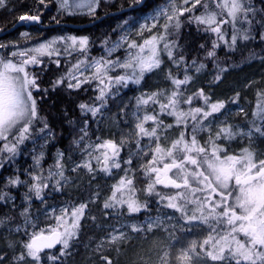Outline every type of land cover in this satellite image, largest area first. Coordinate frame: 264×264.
<instances>
[{
  "label": "snow or ice",
  "instance_id": "obj_1",
  "mask_svg": "<svg viewBox=\"0 0 264 264\" xmlns=\"http://www.w3.org/2000/svg\"><path fill=\"white\" fill-rule=\"evenodd\" d=\"M39 2L43 4L44 0ZM98 2L99 0H87L90 12L95 11L93 5ZM143 3L144 0H133V6ZM189 3L190 0H183L184 5ZM4 4L5 0H0V7ZM85 6L84 0H73L71 4L69 0H60L61 9L67 11L69 15L75 14L76 9ZM197 6L203 9L199 14L194 13ZM185 13H193L187 17V21L195 24L198 32L214 35L211 48L206 51L208 59L215 60L216 49L220 47L221 42L229 50H235L238 42L255 39L252 32L256 25L261 29L258 33L259 39L264 41V9L255 8L252 0H192L190 7H178L176 0H170L168 5L145 17V23L140 25L138 34L142 35L145 30L151 32L158 24L161 31L145 38L143 43L135 41L128 43V51L123 60L101 57L91 63V68L95 69L91 79H95L101 85L96 97L100 105L81 103L78 107L82 115L90 113L95 118L106 106L109 93L116 95L119 87H127L129 84L140 85L146 74L161 69L164 63L162 54H166L177 68L183 63L185 66L183 79L173 75L171 70L167 73V79L172 85L171 90L141 93L135 98L136 112L133 115L136 117V131L133 135L136 137V154H149L141 145V140L145 137L149 140L151 153V158L141 166L147 181L142 190L148 197H157L156 202L162 208L171 209L178 214V216H168L169 221L174 219L177 221L176 224L171 225L173 231L170 235L174 240H179L177 225L181 232H191L194 227L201 225L207 228V235L202 241L192 240L186 247L183 245L180 247L179 254L175 257L179 264H195L198 260L211 261L212 264H264V158H257L254 146L256 137L264 138V92L257 93L258 103L252 113L254 119L247 131L221 121L218 130L213 133L212 125L219 118L217 114H222L221 110L225 108V102L213 101L202 88L192 95L185 96L183 86L190 84L193 79L188 72L189 65L185 62L183 54L177 56L181 48L180 30L183 24L179 17L184 16ZM18 19L40 22L39 15L24 14ZM148 20L153 23L149 25ZM161 20L163 23H160ZM225 26L231 28L230 34ZM22 36L27 37L28 33H22ZM68 40L73 46L77 44L76 37L61 38L59 42L66 43ZM57 43V40H53L38 47L13 51L10 54L11 58L0 57V141L4 142L0 147V153L8 154L7 157L0 156V160L14 158L19 146L32 138L35 130L34 122L37 120L43 122V118L38 113L37 99L33 95L34 90L39 92L41 89L36 74L29 71V67L41 65L43 61L40 58L45 55L51 57L58 54L59 50L55 47ZM78 43L80 50L84 52L88 44L87 38H81ZM3 47L6 45L0 44V48ZM119 47L120 44L117 43L107 49L108 55L111 56V53ZM200 47L204 48L205 45L202 44ZM55 63L59 64L58 61ZM81 63L74 65L76 71H79ZM191 67L199 72L205 65L197 64V61L193 60ZM76 71H69L67 76L54 80L53 89L55 90L65 80L69 81L70 89H78L82 84L91 82L88 78L80 80ZM214 79L219 80V74ZM114 86H118L116 92L111 91ZM197 99L203 101L202 105L191 106ZM150 104L158 105L159 112H155L154 109L152 112L146 111V107ZM182 104L190 107L185 110L181 107ZM142 110L144 115L141 117L139 113ZM161 116L173 117L174 123L165 124L160 119ZM189 120L192 122L190 132ZM257 120L260 123H256ZM148 122L152 124L150 128L146 127ZM43 123L44 126L39 129L41 133L48 129V124ZM84 123L85 127L81 129L82 135L79 141H73L78 147H81V142L88 136V121L85 120ZM173 127L182 130L169 142L168 131ZM200 132L209 133L206 144H201L198 140L197 135ZM237 137H247L249 140V145L242 148L239 154H230L226 144L218 143V141L231 142ZM123 145V139L120 144L110 139L84 143L81 150L86 154V158L72 171L83 168L93 176L96 172L110 175L113 168H121L119 156ZM63 155L64 153L58 151L55 170L50 167L47 176L42 174L41 169L39 173L35 170L26 171L29 180H21L18 175L8 177L3 188H0V202L7 203L12 199L5 189L19 185L27 186L24 200L29 202V206L33 196L43 202L45 189L49 187L60 191L63 186L62 181L67 180L62 163ZM42 158L43 153L33 157L35 169L40 168ZM93 160L98 167H93ZM124 163L131 165L132 159L129 158ZM2 167L3 163H0V168ZM123 171L124 176L112 186L111 194L105 199L103 208L111 209L113 213H116L117 209L126 208L129 216L142 210L148 211L149 201L147 199L141 201L137 196L139 189L136 187L135 170L123 169ZM130 171L132 175H129ZM54 178H56L55 184H50ZM157 185L175 191L161 192L157 189ZM94 195L98 197L99 193ZM91 202H95L94 199L74 205L70 209L61 208L59 215L51 216L56 223L44 228L38 227L37 221L30 217L29 207H25L20 215L24 219V224L31 227L32 231H28V227H25L23 231L27 239L9 244V247L13 248L19 244L21 248L20 254L14 258L17 264H24L27 260L39 264L40 254L45 249H52L57 245L61 246L60 256L68 255L71 242L78 237L81 220L86 216L88 203ZM9 219L11 218H0V225L5 224ZM179 221H183V224H179ZM163 227L165 223L160 216L149 217L145 225L130 226L131 232L141 234L151 233ZM15 231L20 232V226H17ZM128 239L127 233L117 229L115 232H109L108 239H102L96 245V249L100 251L107 243L116 245L119 251V244ZM169 256L170 253L164 251L159 255V264H170ZM48 258L53 261L58 259L54 255ZM100 258L106 264H113V261L105 255H101ZM3 261L4 257L0 256V264Z\"/></svg>",
  "mask_w": 264,
  "mask_h": 264
},
{
  "label": "rangeland",
  "instance_id": "obj_2",
  "mask_svg": "<svg viewBox=\"0 0 264 264\" xmlns=\"http://www.w3.org/2000/svg\"><path fill=\"white\" fill-rule=\"evenodd\" d=\"M11 0H5L4 6L8 4ZM85 7L76 9L75 12H83L88 13L90 12L87 7V0H84ZM170 0H166L163 4L154 6L152 8H149L145 12L141 13L140 15L136 16H127L123 20L118 22V27H122L121 36L118 40H115L112 42L109 46H106L103 50V53L100 56L91 58L90 60H87L86 57H84V54L88 52V45L86 46V50L82 52L80 50L79 46V40L81 38L85 37H76V36H54L50 39H47L46 41L40 43H49L53 40H57L58 43L55 45V47L59 50L58 54H54L52 56H58L60 52L67 53V52H73L78 54V59L71 65L69 71H76L74 69V65L81 63L79 71H76V75L80 80H84L86 78L91 79L93 76L95 69L91 68V63L94 60L100 59L101 57H105L108 59H117L123 60L127 54L128 43L135 41L137 43H143V40L145 38H148L150 35L157 33L161 31L162 29L159 27V24L156 28H153L151 32L145 30L143 34H138L140 30V25L145 23V17L151 16L155 10H158L161 7H164L168 5ZM192 0H190L189 5H184L183 0H176V4L178 7H190ZM69 3H73V0H69ZM3 6V7H4ZM97 4H94L93 7L96 8ZM2 8V7H0ZM201 11H203L202 8L197 6L196 9H194L195 14H199ZM193 13H185L184 16H181L179 18L186 19L185 17H188L189 15H192ZM153 21L148 20V24L151 25ZM160 23H163V20L160 21ZM195 25V24H194ZM67 37H76L77 38V44L75 46L72 45V42L68 40L65 42H59L61 41V38H67ZM123 37V39H122ZM187 42L190 41L189 37L186 39ZM117 43L120 44V47L117 48L114 52L111 53V56L108 55L107 49L112 48ZM39 44V45H40ZM37 46H31V47H38ZM30 48V47H27ZM24 48V49H27ZM24 49H16L17 50H24ZM13 52V51H11ZM11 52L8 54V56L4 57L0 54V57L4 58H11ZM47 56V55H45ZM51 56V57H52ZM49 57V56H48ZM162 59L164 61L163 65L161 66V69L156 70L152 73H148L145 75V78L141 82L140 85H134L129 84L127 87H119L118 94L112 95L109 93L107 98L114 99V101H117L116 103V110L114 112L109 113L108 107L105 106L102 108L101 112L96 116L98 120L102 122V126L104 128L103 131V138L104 140H113L115 143L120 144L122 139L124 140V145L120 150V156L123 154L122 157L119 156V159L121 163L124 164L122 169L119 172H116V168H113L111 170V174L108 175L109 178V186L107 187L109 190L108 195H101L102 192L99 188L93 187L94 193L90 197H88L85 201H78L75 203L76 200V194L80 191V188L85 183L86 176H90L92 179L97 174V172L94 174H89L86 169L80 168L77 169V171H72V169L80 163L83 159L86 158V154L81 150L82 145L84 143H87L89 141L84 140L81 142V147H77L74 149V156L75 159H73L70 156L62 157V163L64 165V172L65 176L67 177L66 181H62V188L60 191H55L51 187L48 189H45L44 193V200L43 202L41 200H36L35 197L29 202L24 200V194L27 192V186L26 185H19L16 187L9 188L10 191L9 194L12 197L10 201H8V205L13 209L18 206L19 209V215L21 211L25 207H29V213L32 214L33 212L36 213L37 211L41 210L43 211V215H47L48 218L46 221H48V224L40 225L38 223V227L44 228L49 224L54 225L56 221L51 218L52 215H59L60 209L64 207H68L69 209L74 205H79L82 202H88L90 200H93L95 202L88 203L87 210H90V205H95L99 208L102 216H103V228L106 229V236L100 237V241L107 240L108 239V233L109 232H115V230H120L128 234L129 239L125 242H122L119 244L120 250L117 251L116 245H109L105 243L100 251L93 250L91 248H86L81 256H78V258H68L66 256H60L59 251L60 247L57 249L58 253L57 256L58 259L55 261L49 260V255L41 256L39 264H106L105 261H103L100 257L101 255L107 256L109 259L113 261V264H159V255H162L164 251H167L170 253L169 261L170 264H179V262L175 259V257L179 254L180 247L187 246L188 243L192 240L202 241L203 238L207 235V228L203 225L199 227H194L191 232L179 231V225H177V237L179 240H174L170 233L173 231L171 225L176 224L177 221L174 219L172 221L168 220V216H178V214L174 213L171 209L162 208L159 204H157V197L151 196L148 197L143 192V188L146 184V179L144 177L143 171H142V165L143 163L151 158V153L149 151L150 143L148 138H143L141 140V145L144 146V151L149 152L148 155H144L143 153L136 154L137 153V147L135 144L136 137L133 135V133L136 131L135 129V123H136V117L133 115V113L136 112V97L141 95V93H150L153 91L158 90H171L172 85L171 82L167 79V73L169 70L173 73V75L177 76L180 79H183L185 74V67L181 66L179 68L175 67L173 63L168 59L166 54H162ZM34 66V65H33ZM32 66L29 67V69ZM188 72L190 75H192L193 79L190 84L183 86L185 89V96L192 95L194 92H196L198 89L202 88V78L199 76L198 72L195 71L194 68L191 67V65L188 68ZM80 73H83V75H80ZM110 75H116V73H110ZM69 82V81H68ZM73 84L75 81H71ZM92 84H94V88L98 91L99 94V87L101 85L98 84V81L95 79H91ZM81 87V86H80ZM118 86H114L112 88V92L117 91ZM217 88L212 93L205 91L207 95L211 97L213 101L221 100L225 102V108L221 110L222 114H217L219 117L216 119L212 125L213 133L218 130V126L220 125L221 121H224L228 124L233 125L236 128L243 129L245 131L248 130L244 123H240V118H245L248 122V119L250 118L251 121H253L252 113L256 109V105L258 103V92H264V58L258 62V64L253 65L249 67L245 72H240L236 75H232L230 79L227 82L221 81L220 84L217 85ZM74 89V88H73ZM35 91V90H34ZM240 92H243L241 95ZM233 94V95H232ZM237 94H239L237 96ZM163 99V98H161ZM235 100V102H233ZM203 101L200 99L194 100L192 106H200L202 105ZM95 105V106H99ZM181 107L185 110H187L190 105L182 104ZM155 110V112H159V106L158 105H149L146 107V111L152 112V110ZM243 110V111H241ZM140 116L142 117L144 115V110H142L140 113ZM160 119H162L165 124L174 123V118L170 116H161ZM191 121L189 120V129L190 132V125ZM256 123H260V121H256ZM151 122H148L146 124V127H151ZM181 128L173 127L172 129H169L168 131V141L170 142L171 139L177 137L179 135V132L181 131ZM208 132H200L197 135L198 140L201 142V144H206L208 140ZM48 139L47 133H41L39 131V128H37L33 132V136L31 139L26 140L23 144L26 142L31 143L33 146L30 148L29 155H28V161L25 162L23 167L19 168H13V170L17 169L16 172H14L10 176H16L18 175L21 180H29V176L26 175V171H37L38 173L42 169V174L44 176H47L48 171L50 167L54 169L57 153L53 155V158L48 156L45 151V145L46 141ZM163 139V137H162ZM40 142H43V144L40 146ZM95 143V141H91ZM3 141H0V147L3 145ZM218 143L226 144L228 152L239 154L240 150L246 146L249 145V140L247 137H237L235 140L231 142L227 141H218ZM254 146L257 152V158L261 159L264 158V138L259 139V137H256L254 140ZM43 153V158L40 162V168L35 169L34 167V159L33 157H38ZM8 154L5 153L3 157H7ZM129 158L132 159V164L128 165L125 164L124 161L128 160ZM11 162V164L14 165V159H4L0 160V163H3V165ZM93 167H98L96 165L95 160L92 161ZM123 169H134L135 170V176L139 173L142 176L138 177L139 181L136 184L137 189L139 191L137 192V196L140 198L141 201H144L147 199L149 201V210L148 211H141L140 213L132 215L133 217L130 218L129 215L126 213L125 209H117L116 213H113V210L111 209H104L103 203L105 199L111 194L112 186L116 184L122 176H124ZM1 170V168H0ZM133 173L130 171L129 175H132ZM9 176V177H10ZM7 178L5 177V183L7 182ZM54 178L50 184H55ZM145 181V182H144ZM157 189L161 192H174V189H165L162 186L157 185ZM99 193L98 197H96L94 194ZM53 195H60L61 198L64 201V204L61 206L54 205L55 201L52 200ZM200 195V194H198ZM218 199V197H215ZM32 207L35 208V210L32 211ZM86 210V212H87ZM123 212L124 214L121 215L120 213ZM18 214V213H17ZM39 214V213H38ZM157 216H160V218L164 221L165 227L156 229L151 233H133L131 232L130 226L132 224L137 225H145L147 219L149 217L155 218ZM21 217V215H20ZM86 216L81 220L86 221ZM23 219V217H21ZM36 221V220H35ZM11 221L6 220L5 224L0 225V230L5 228L7 225H9ZM50 222V223H49ZM179 224H183V221H179ZM18 226V225H17ZM15 226L12 229V233L8 232L9 228L6 227L4 231H2V239H0V256L4 257V261L2 264H17L15 261V257L18 256L21 252V248L19 244L16 245L15 248L9 247V244L16 241H21L17 238H15V235L18 234V236H22V238H26L23 231L21 230L20 233L15 231ZM22 226H25L24 219L22 220ZM26 227V226H25ZM24 227V228H25ZM29 227V226H28ZM29 231H32L31 227L28 228ZM169 245H172V247H169ZM24 264H36V262L27 260L24 262ZM195 264H212L211 261L206 260H198L195 262Z\"/></svg>",
  "mask_w": 264,
  "mask_h": 264
},
{
  "label": "trees",
  "instance_id": "obj_3",
  "mask_svg": "<svg viewBox=\"0 0 264 264\" xmlns=\"http://www.w3.org/2000/svg\"><path fill=\"white\" fill-rule=\"evenodd\" d=\"M165 1L166 0H147L140 9L106 18L97 24L85 27L103 15L130 7L133 5V0H99L94 12L83 13L81 11L75 12L73 15H69L67 11L61 9L60 0H44L43 4H41L39 0H11L6 6L0 8V34L10 30L19 21V16L24 14L39 15L41 26L48 28L41 29L36 25H23L10 33L4 34L0 37V44L6 45V47L0 48V54L6 57L11 51L37 46L54 36L64 37L66 35H73L87 38L88 52L84 54V57L90 60L91 58L100 56L106 46H109L112 42L120 38L122 27H118L119 21L127 16L137 17L149 8L161 5ZM252 3L255 8L264 9V0H252ZM185 18L186 19L183 21L180 18L183 24L180 30L181 48L177 56L179 57L182 53L185 62L189 66L193 60H196L197 64L203 63L205 65V67L198 72L199 76L202 78L201 87L205 91L212 93L215 89H219L217 85L220 84L221 81L227 82L232 75L245 72L249 67L258 64V62L264 58V41L259 39L258 33L261 30L259 25H256L255 30L252 32L255 39L247 42H238L235 50H229L225 47L223 42H221L220 47L216 49L217 56L215 60H213L206 58V51L211 48L212 40L215 39L214 35L198 32L196 25L188 23L187 17ZM56 25L61 26L53 27ZM246 26L247 25H244V27ZM225 28L230 34L231 28L229 26H225ZM25 32L28 33L27 37L22 36V33ZM187 37L190 39L189 42L186 41ZM202 44L205 45L204 48L200 47ZM40 59L43 63L41 65L32 66L29 71L36 74L37 83L41 89L39 92L33 91V95L37 99L39 116L43 118V122L48 124V129L45 130V133L48 134L45 145L46 154L53 158V155L59 151L64 153L63 157L70 156L75 159L74 149L77 146L73 141H79L82 135L81 129L85 127V120L88 121V136L85 137L84 140L95 142L102 141L104 131L102 122L96 117L93 118L90 113L82 115L78 107L81 103L92 106L100 104V101L96 100L98 91L94 88V84L92 83H84L78 89H70L68 87V80H65L64 83L55 88V90L53 89L52 82L62 76H67L71 65L78 59L77 53L60 52V56H43ZM55 61H58L59 64L57 65ZM182 66H184L183 63ZM221 69H223V71H221ZM217 74L220 76L219 80L214 79ZM45 89L47 90L46 92L44 91ZM240 94L242 95L243 92H240ZM106 99V106L110 111L109 113L114 112V110H116L117 101L109 98ZM239 121L240 123L243 122L248 129L252 122L250 118L248 122L245 118H240ZM43 122L41 120L35 121L34 129L42 128L44 126ZM97 137H99V140H97ZM259 139L261 140L260 137ZM39 144L41 146L43 142L39 141ZM32 146L33 145L29 142L21 144L16 156L13 158L14 165L11 164V162L3 165L0 170V188H3L5 184V177H9L17 171V169L13 170V168L23 167L25 162L28 161L29 151ZM4 154L5 153H0V156ZM123 154L120 157H122ZM123 166L124 164L121 163V168L115 169L116 172H119ZM141 174L138 173L136 175V184L140 182L138 177H141ZM85 176V183L76 194L77 201H75V203L78 201H85L90 197L92 193H94L93 187L99 188L102 192L101 195H108V175L103 172H97L93 179L88 175ZM5 190L10 191L9 188ZM52 200L55 201L54 205L56 206L64 204L60 195H53ZM89 208L90 210L86 212V221H81L78 237L71 242V247L68 249V255H66L68 258H78L87 247L97 250L96 245L100 242V237L106 236L107 230L102 226L103 216L99 208L93 204L90 205ZM33 210H35L34 207H32L31 212H33ZM3 217L11 218L8 220L11 222L6 226L9 228V233H12V229L17 225L20 226L22 231L24 230L26 225L22 226L23 219L19 215L18 206L12 209L10 205H8V202H0V218ZM30 217L36 220L40 225L48 224V221H46L48 216L43 215V211L41 210L36 213L33 212L30 214ZM93 217H95V219H93ZM129 217L132 218L133 216ZM5 228L0 230V239H2V231H4ZM22 233H24V231ZM15 238L21 241L27 239V237L24 239L22 236H18V234L15 235ZM59 247L60 245L58 248ZM57 249L50 252H42L41 256L49 254L55 256L58 253Z\"/></svg>",
  "mask_w": 264,
  "mask_h": 264
},
{
  "label": "water",
  "instance_id": "obj_4",
  "mask_svg": "<svg viewBox=\"0 0 264 264\" xmlns=\"http://www.w3.org/2000/svg\"><path fill=\"white\" fill-rule=\"evenodd\" d=\"M147 0H144V3L146 2ZM144 3L142 4V5H135V6H133V5H131L130 7H127V8H125V9H123V10H121V11H117V12H114V13H109V14H106V15H103V16H101L100 18H98L97 20H95V21H93L92 23H90L89 25H87V26H85V27H90V26H92V25H94V24H97V23H99L100 21H102V20H104V19H106V18H111V17H113V16H116V15H120V14H125V13H128V12H131V11H135V10H137V9H140L143 5H144ZM32 26V25H36V26H38L39 28H41V29H46V28H48V27H42L41 26V20H40V22H29V21H18L10 30H8V31H6L5 33H1L0 34V37H2L4 34H6V33H10V32H12V31H14L15 29H17L18 27H20V26ZM59 26H61V25H56V26H53V27H59ZM84 27V28H85ZM50 28H52V27H50ZM58 246L59 245H57L56 247H54V248H52V249H45L44 250V252H50V251H54V250H56L57 248H58Z\"/></svg>",
  "mask_w": 264,
  "mask_h": 264
},
{
  "label": "flooded vegetation",
  "instance_id": "obj_5",
  "mask_svg": "<svg viewBox=\"0 0 264 264\" xmlns=\"http://www.w3.org/2000/svg\"><path fill=\"white\" fill-rule=\"evenodd\" d=\"M58 56H60V54Z\"/></svg>",
  "mask_w": 264,
  "mask_h": 264
}]
</instances>
